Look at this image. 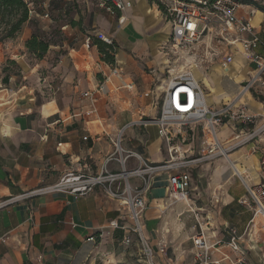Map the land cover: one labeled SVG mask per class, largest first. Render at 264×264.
Segmentation results:
<instances>
[{
  "label": "crops",
  "instance_id": "0c3cea01",
  "mask_svg": "<svg viewBox=\"0 0 264 264\" xmlns=\"http://www.w3.org/2000/svg\"><path fill=\"white\" fill-rule=\"evenodd\" d=\"M125 1L127 6L124 12L110 11L111 15H116V21L96 15L93 25L98 33L116 43L120 77L111 75L109 66L105 64L108 72L101 71L102 80L94 77L92 81L87 74V86L81 88L80 78L70 86L66 81L70 80L72 73H62L64 60L60 61L59 66L52 67L59 72L39 78L33 75V66L25 59L24 53H19L16 59L13 58L15 51L0 49V203L5 202L0 207V264H135L133 253L129 251L135 245H123L126 236L135 238L128 232L131 227V221L126 217L128 211L119 207L102 188L96 187L84 196L59 191L28 196L34 190L57 184L69 172L98 173L107 157L115 152L109 138L115 139L120 133L122 151L116 157L126 158V168L132 169L138 165L134 157H127L129 151L142 155L152 164L163 162L168 157L157 127L145 126L140 120H152L159 114L158 111L156 116L150 117L155 114L159 101L156 85L165 82L166 69L170 66L163 48L170 37L171 26L161 6L151 5L155 4L153 0ZM238 17L250 19L255 32L264 34V8L243 1ZM121 18L123 21H120ZM241 36L248 38L245 33ZM223 45L225 55L219 62L212 63L205 70L196 66L197 70L194 71L204 88L207 106L217 110L225 103L236 100L238 105L245 106L250 112L264 114V90L262 93L243 92L242 87L253 75V65L245 58L241 44ZM214 46L220 48L219 44L215 43ZM67 49L74 69H78V56L92 58L91 51L86 50L84 45L82 52L75 47L67 46ZM9 54L12 56L7 57ZM139 60L149 70L152 84L149 88L144 87L141 93L137 92L140 95L135 101L137 105L128 109V122L118 127L116 114L112 113L115 109L112 103H116L118 97L114 91L118 86L124 87L127 92L137 91L132 75L137 79L146 78L138 65ZM6 62L18 65L26 75L7 74L3 68L7 67ZM85 72L88 71L85 69ZM35 77L40 80L39 83L47 82V88H43L49 99L40 104L31 92L38 88V81L33 82ZM107 77L110 93L102 95L108 96L109 100L102 101L101 93L97 96L95 90ZM25 79H28V88L21 85ZM87 91H93V97L97 100L98 118L87 114L90 100L81 96ZM122 96L126 97L125 93ZM197 129L200 130L199 127ZM216 133L219 142H226L234 135V131L227 126L217 127ZM194 137L195 133L188 129H183L180 137L194 150L193 153L201 141L200 138L196 148L193 145ZM253 147L254 144H247L227 157H218L209 162V165L214 163L212 179L217 181L223 178L230 182L234 176H238L242 180H251V184L258 183L259 158L264 146L258 144L255 151H252ZM107 167L111 171H118L121 164L112 161L107 163ZM192 171L188 188L190 200L193 196ZM130 183L135 185L137 181ZM167 186L168 174L153 176L145 195L146 209L141 218L143 236L153 248L157 264H197L193 257L191 237L199 231V224L210 243L225 238L227 228L243 233L224 218L222 233L214 226L215 221L205 222V219L215 217V208L222 203L220 201H224L225 206L235 201L227 188H224L225 192H210L211 198L207 201L214 209L203 208L205 217L201 210L196 220L186 214V202L173 200ZM244 188L246 191L245 185ZM246 200L249 201L248 195ZM248 206L251 210V206ZM113 220L121 228L112 227L110 222ZM258 236L254 240L258 246H262L264 238ZM187 242L189 245L184 246ZM162 245L166 248L165 255L159 252ZM243 248L246 256L255 253L259 261L257 249L251 250L247 241L243 243ZM219 250L230 259H236L237 254L231 249L223 247ZM220 257L217 253L213 256L215 259ZM136 261L139 263V258L136 257ZM223 264L229 263L225 261Z\"/></svg>",
  "mask_w": 264,
  "mask_h": 264
},
{
  "label": "built area",
  "instance_id": "2783aa9c",
  "mask_svg": "<svg viewBox=\"0 0 264 264\" xmlns=\"http://www.w3.org/2000/svg\"><path fill=\"white\" fill-rule=\"evenodd\" d=\"M28 4L29 17H46L48 13L38 14ZM162 12L170 23L171 34L164 43V50L169 57L170 66L166 69V80L156 85L159 99V114L148 121L141 123L154 125L158 129V136L163 142L167 153V159L163 162L152 164L142 155L136 152H127V157H134L138 165L135 168H126V158L116 157L122 151L120 147L121 133L115 139L109 138L115 146V152L107 157L105 165L96 174H87L81 171L69 172L60 181L46 188H40L28 193V196H36L45 192L59 191L84 196L92 192L96 187L102 188L107 196L115 200L119 207L128 211L126 216L131 221L128 232L135 236L132 239L126 236L123 239L124 246L135 245L148 264H157L154 260V250L144 238L142 233L141 218L146 209L145 195L149 190L153 176L158 173L168 174L169 195L175 200L188 202V188L191 185V169L199 165L211 162L218 157H227L231 152L254 144L252 151L257 150L258 144L264 146V114L252 113L245 106L238 105L236 100L225 103L221 108L212 110L205 101V91L200 82L190 69L193 58L197 63L198 52L202 50V56L207 58L215 56L212 44L224 42L228 46L241 44L245 58L253 65V75L244 84L243 92L264 90V34L255 32L251 20H243L238 17L241 7L240 0H158ZM109 4L108 10L124 12L127 2L125 0H104ZM49 7V5H48ZM123 21V18L120 19ZM246 34L248 38L241 35ZM100 39L112 46L113 41L104 34L99 33ZM207 38L208 41H204ZM217 44V43H216ZM85 48H90V37H87ZM188 59L190 61H188ZM110 74L120 77L119 65H110ZM109 78H105L96 92L110 93L106 84ZM87 91L81 94L89 98L90 109L88 115L97 113L96 100ZM227 126L234 131V135L226 142H219L216 128ZM200 128L201 141L197 151L185 144L180 139L183 129H188L192 134ZM198 130V129H197ZM87 137H84L86 139ZM117 161L121 169L111 171L107 163ZM259 181L256 184H245L250 202L252 216L249 219L243 233L239 234L233 228H227L223 239L209 242V238L199 224V231L191 237L193 245V257L197 264H253L246 256L243 243L251 245V250L259 249V264H264V240L259 247L255 242V236L264 232V149L259 158ZM135 178L137 183L132 185L130 179ZM5 202L0 203V207ZM191 211L194 212L193 208ZM198 220V214L195 213ZM114 228H119L116 220L110 222ZM121 228V227H120ZM93 240V238H90ZM227 247L237 254L232 260L227 254L220 252V248ZM159 252L166 254L165 246L159 248ZM220 254L219 259L213 258L214 254Z\"/></svg>",
  "mask_w": 264,
  "mask_h": 264
},
{
  "label": "rangeland",
  "instance_id": "374dc122",
  "mask_svg": "<svg viewBox=\"0 0 264 264\" xmlns=\"http://www.w3.org/2000/svg\"><path fill=\"white\" fill-rule=\"evenodd\" d=\"M27 1L32 3L31 8L36 10L38 14L41 15L47 12L49 15L48 18L41 17V16L30 17L31 19L22 26L20 31L14 37L6 38V39H1V38H2V34L4 33V29L7 27L4 25H1L0 26V49L9 48L11 51L12 50L15 51L14 52L15 55H13V58H16V59L19 58L18 57L19 53H22V55L24 53L25 59H28L29 62L33 66L32 68L33 70H31L33 71V75L34 76L38 75L39 78L45 75H49V74L51 75V74H55L59 72L58 69L54 70L52 67L59 66L60 61L64 60V69L62 73H66V75H70V73H72L70 80L66 81L68 82L70 86H72L75 83V81H77L78 78L81 79V85H82L81 88L87 86L86 85L87 84L86 82L87 74L92 81H94L93 80L94 77L97 80L99 79L102 80L101 71L105 70L106 72H108V68H106L105 64H107L109 68L111 67L110 66L111 64L105 61L106 56L103 53H100L98 48L93 44V38H97L101 40L99 33L97 32L96 28H93V25H94V17L96 15H101L102 17H106L109 21H113V22L116 21L117 19L116 15H111L110 14L111 10L110 11L107 10L109 4H105L104 0H67V1L62 0L63 2L59 3L58 7L63 8V10L58 9L55 6L54 8L49 10L48 5L50 3V0H27ZM153 1L155 4L150 3L151 5H155V7L156 5L159 7L161 6L158 0H153ZM240 1L241 2L243 1L253 2L256 6L264 8V0H240ZM71 21L75 22V24L74 25L71 24ZM38 30L40 34L42 33L40 37H43L46 40L51 42V45L48 47L47 53L41 59H38L33 54L29 53L26 48L27 40L32 36V34L35 31H38ZM87 37H90L89 50L91 51L92 58L78 56L77 57L78 69H74L72 62L67 56L68 55L67 46L70 48L75 47L76 49H81V52H82V45L85 44ZM206 40L208 41L207 38L204 39V41ZM216 43L220 45V48L219 47L217 49L214 48L213 45H215V43L212 44L211 47L214 48L213 51H215V54L217 55V57H215L216 55L213 56L212 58L210 57L207 58L206 55L203 57L202 50L198 52L197 67L201 68V70L208 69L212 63H217L220 61L221 58L224 57L225 55V51L223 50L224 42H216ZM63 44H66L67 46ZM113 45L114 46L109 51V54H111L114 58L113 65H116V63L117 65H119L118 60H117L119 50L117 48L116 43H113ZM62 47H64V49ZM8 56L10 57L12 55L9 54L7 55V57ZM190 60L192 61L191 63L192 65L196 64L193 58ZM140 63L142 62L141 61L138 62V65L143 69L144 74H146L145 75L146 78L137 79L138 77L131 74L132 80L136 84L137 91L127 92L124 89V87L122 88L121 86H118L117 90L114 91V94L117 95L118 97H117V102L112 103L114 104L112 105V107L115 108L113 109L112 113L116 114L115 120H116V124L118 125V127H121L122 125L128 122L129 120L128 109L131 108L130 106L137 105L135 104V101H137V98L140 95L138 93H141L144 87H148V88L151 87V84H152L151 74L149 70L147 68H144ZM6 66L7 67L4 66L3 68L7 74H10L13 76H19V77H23L26 75L22 73L18 65L6 62ZM118 67L121 68L120 65ZM85 69L88 72H85ZM195 70H197V68H193V72ZM30 72H28V74H30ZM27 80L28 79H25V81L21 85H26L28 88L29 83L27 84L26 82ZM35 81H38V85H37L38 88L33 89V91L31 92L35 96L34 99H36L37 102L40 104L42 101L49 99L47 95L45 96V92H44L45 89L43 88L44 86L47 88L46 86L47 82L39 83L40 80L37 79V77H35L33 82ZM18 86L19 84H17V87ZM23 90L25 91V89ZM40 92H44L43 94L44 96L40 94ZM60 92L61 91H59L58 93ZM58 93L56 94V96H58ZM71 93L73 94V90L71 91ZM99 93L100 92H95L97 96L99 95ZM122 93H125L126 97L122 96ZM74 96L77 97V95L75 94ZM101 98H103L102 101H105V99L107 101L109 100L108 96L102 95ZM96 104H97V100H96ZM96 107H97V113H98V110H99L98 106L96 105ZM158 111H159V101L157 102L155 114L150 117L156 116ZM97 113L95 114L96 116H97ZM103 113L104 112H102V114ZM104 115H107V113H104ZM107 117L111 118L112 116H107ZM96 118H98V116ZM145 118H148V117H145ZM194 133H195V137L193 140V145L197 148V142L201 138V131L195 130ZM208 163L209 162L191 169L193 170L192 171V176H193L192 200H190L189 195H188L189 196L188 202L182 200L183 202H186V208H187L186 214L190 216V218L191 217L195 218V213H197L199 217V212H201V210L203 212L205 208H208L210 210L214 209V207L210 206L209 201H207L208 198H211L210 192L214 190L225 192L224 188H227V191L233 194L235 201H233L231 204H228L226 206L223 205L224 201H220L222 203L221 204L218 203V207L215 208V214H214L215 217L214 218L210 217L209 220L205 219V222L215 221L214 226H217V228L222 233L223 227L221 224H223L222 221L224 218V219H227L233 226H236L239 229V231L241 232L244 231V228L249 218L251 217V213H252L248 206V204L250 205V202L246 200L247 194H246L244 185L251 184L252 181L246 180V179L242 180V178L238 176H234L230 182H227V180L223 178L218 179L217 181H214L212 179V174H213L212 170L214 168V163L210 165ZM88 166L90 165L88 164ZM92 174H95V173H92ZM132 180H135V178L130 179V181ZM173 200L175 201L174 198ZM174 201L172 202V204L175 203ZM191 201H194V202H191ZM205 204H208V205H206L205 207ZM191 208H193L194 212L191 211ZM205 213L206 212H203L204 217H205ZM206 227H209V226H206ZM258 235H259L258 237H261L262 239L264 238V232H260ZM186 245H189V243L187 242L184 246ZM259 246L261 247V245ZM129 251L133 253L132 257L134 258L133 260L135 264H148V262L144 259V257L140 253L138 247L133 246L129 249ZM256 253L259 254V249L257 250ZM136 257L137 259L139 258L140 260L139 263L136 261ZM247 258L253 264H258V257L255 253L247 254Z\"/></svg>",
  "mask_w": 264,
  "mask_h": 264
},
{
  "label": "trees",
  "instance_id": "16d2710c",
  "mask_svg": "<svg viewBox=\"0 0 264 264\" xmlns=\"http://www.w3.org/2000/svg\"><path fill=\"white\" fill-rule=\"evenodd\" d=\"M62 2V0H50L49 10L54 8V6L63 10V8L58 7L59 3ZM30 19L28 4L24 0H0V26L4 25L7 27L4 29L1 39L14 37ZM71 24L74 25L75 22L71 21ZM40 35L42 33L40 34L39 30L35 31L26 42L28 52L38 59H41L47 53L48 47L51 45L50 41L40 37ZM93 44L100 53L106 56L105 61L113 64L114 58L109 54L112 46L97 38H93Z\"/></svg>",
  "mask_w": 264,
  "mask_h": 264
},
{
  "label": "bare ground",
  "instance_id": "6f19581e",
  "mask_svg": "<svg viewBox=\"0 0 264 264\" xmlns=\"http://www.w3.org/2000/svg\"><path fill=\"white\" fill-rule=\"evenodd\" d=\"M87 50H89L88 48H87ZM193 68H197L194 64L190 67V69L192 70V72H193ZM193 75L195 76V74H194V72H193ZM195 78H196V76H195ZM205 101H206V98H205ZM206 104H207V102H206ZM239 174V173H238Z\"/></svg>",
  "mask_w": 264,
  "mask_h": 264
}]
</instances>
